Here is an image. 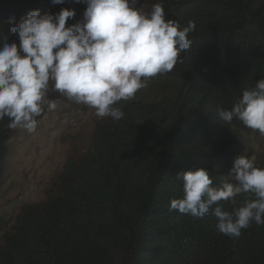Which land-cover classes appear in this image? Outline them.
Here are the masks:
<instances>
[{"label":"trees","instance_id":"obj_1","mask_svg":"<svg viewBox=\"0 0 264 264\" xmlns=\"http://www.w3.org/2000/svg\"><path fill=\"white\" fill-rule=\"evenodd\" d=\"M155 3L182 27L195 22L191 48L171 72L116 105L124 118L96 116L89 145L67 158L42 202L24 205L11 224L0 219V264H264V225L232 239L216 230L211 210L203 218L169 210L183 195L178 173L203 168L216 186L242 155L241 132L264 148L258 131L216 112L231 110L264 78V0H140L138 7L150 12ZM62 8L75 11L69 26L86 5L0 0V42L19 43L10 28L30 11ZM8 124L0 121V184ZM256 165L264 168V154Z\"/></svg>","mask_w":264,"mask_h":264},{"label":"clouds","instance_id":"obj_2","mask_svg":"<svg viewBox=\"0 0 264 264\" xmlns=\"http://www.w3.org/2000/svg\"><path fill=\"white\" fill-rule=\"evenodd\" d=\"M75 2L86 5L82 20L66 26L74 10H32L10 28L19 43L0 42V121L7 117L9 128L34 133L38 118L57 108L50 91L93 109L98 118L119 121L125 113L116 105L134 99L150 79L171 72L191 48L195 22L182 27L166 19L162 3L145 12L140 0ZM216 112L226 124L239 120L264 136V78L231 110L218 106ZM177 179L183 195L170 201V211L203 218L211 210L216 230L232 239L252 223L264 225V168L255 157L235 158L216 186L203 168L178 173ZM224 203L232 210L224 211Z\"/></svg>","mask_w":264,"mask_h":264},{"label":"rangeland","instance_id":"obj_3","mask_svg":"<svg viewBox=\"0 0 264 264\" xmlns=\"http://www.w3.org/2000/svg\"><path fill=\"white\" fill-rule=\"evenodd\" d=\"M49 98L57 108L46 110L38 118L34 133L13 130L11 152L0 184L3 222L11 224L24 205L42 202L67 158L81 154L90 143L96 115L88 107L71 103L56 92L50 91ZM240 137L242 155L250 154L259 160L264 154L262 142L246 132H241Z\"/></svg>","mask_w":264,"mask_h":264}]
</instances>
